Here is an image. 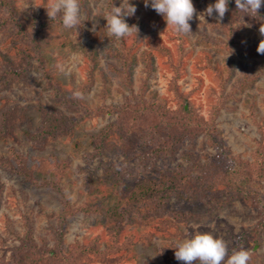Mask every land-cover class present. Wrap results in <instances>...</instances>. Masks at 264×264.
Returning a JSON list of instances; mask_svg holds the SVG:
<instances>
[{
	"label": "rangeland",
	"instance_id": "1",
	"mask_svg": "<svg viewBox=\"0 0 264 264\" xmlns=\"http://www.w3.org/2000/svg\"><path fill=\"white\" fill-rule=\"evenodd\" d=\"M129 2L138 32L117 40L105 16L122 0H79L77 29L47 0H0V264H183L197 233L264 264L260 15L229 0L217 20L216 0H192L176 34L151 0ZM231 163L248 168L242 191Z\"/></svg>",
	"mask_w": 264,
	"mask_h": 264
},
{
	"label": "clouds",
	"instance_id": "2",
	"mask_svg": "<svg viewBox=\"0 0 264 264\" xmlns=\"http://www.w3.org/2000/svg\"><path fill=\"white\" fill-rule=\"evenodd\" d=\"M235 4L240 11L257 13L264 5V0H235ZM228 5L229 0H216L205 9V13L209 17L215 14L217 20H223L229 10ZM148 6V0H145V7ZM150 6L157 14L164 17L167 28L170 27L176 34L192 32L189 21L196 13L192 0H151ZM44 7L50 20L62 15V24L65 28L77 29L81 23L79 0H47ZM135 12L136 7L129 0H122L120 7L113 6L112 11L105 16L108 36L120 40L136 35L138 27L136 25L130 27L124 19L133 16ZM259 31L264 35V25ZM257 52L264 54V40L259 43ZM75 95L79 96L80 93ZM175 249V259L183 264H250L252 259L247 249L233 252L229 256L227 242L222 238L214 237L211 233H197L192 238L185 239Z\"/></svg>",
	"mask_w": 264,
	"mask_h": 264
},
{
	"label": "trees",
	"instance_id": "3",
	"mask_svg": "<svg viewBox=\"0 0 264 264\" xmlns=\"http://www.w3.org/2000/svg\"><path fill=\"white\" fill-rule=\"evenodd\" d=\"M264 5L261 6V8L258 10V14L260 15L259 16V21L263 22L264 23ZM159 109V108H157ZM143 111V110H142ZM141 111V112H142ZM185 113L187 112V110H183ZM164 114H167L166 111H163ZM181 118H185L184 116H180ZM187 119V118H186ZM47 122H46V118L44 119L43 123H42V128H47L48 125H46ZM50 126V125H49ZM180 126H181V129H186L187 127H184V124L183 123H180ZM182 131V130H181ZM190 131L188 129L185 130L184 134H187L189 133ZM172 146L173 144L170 143V145L168 144V141H166L165 143H162V146L160 148V151H164V153H170L172 151ZM155 155L158 153L157 151H154ZM166 153V154H167ZM225 171L223 172V174H228V182L229 183H232V182H235L233 183V186L234 184L239 188L237 190L239 191H242L244 190L245 187H243L244 185V182L247 181V179H250L249 176V171H248V168L242 163V164H239L237 165V163H231L230 166H228L226 169H224ZM261 175V174H260ZM261 177V176H259ZM240 179V183H239V180ZM237 180V181H236ZM240 186V187H239ZM235 187V186H234ZM150 188L149 187H146L145 190H149ZM143 194V193H142ZM142 194L140 193H135L133 194V198H134V203L135 205L137 204V202L141 199V204L140 205H148L150 206L151 204L152 205H155L156 204V201H153V199H150L148 196H145L142 197ZM42 255L45 256V253L42 251L40 252ZM26 254V255H25ZM40 254V255H41ZM24 255L26 257H29L30 254L28 253H24ZM48 256H51L53 259L57 258L58 256V253L57 252H54L53 250H49V253L47 254ZM20 259L18 260L19 262H24L23 261V257L20 255L19 256ZM18 257V258H19Z\"/></svg>",
	"mask_w": 264,
	"mask_h": 264
}]
</instances>
